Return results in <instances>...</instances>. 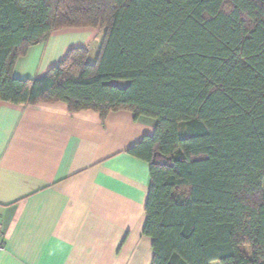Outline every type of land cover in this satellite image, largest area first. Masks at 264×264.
Segmentation results:
<instances>
[{"label": "trees", "instance_id": "obj_1", "mask_svg": "<svg viewBox=\"0 0 264 264\" xmlns=\"http://www.w3.org/2000/svg\"><path fill=\"white\" fill-rule=\"evenodd\" d=\"M85 27L104 31L94 63L75 47L14 77L30 46ZM0 101L154 119L128 149L149 164L151 264H264V0H0Z\"/></svg>", "mask_w": 264, "mask_h": 264}, {"label": "crops", "instance_id": "obj_2", "mask_svg": "<svg viewBox=\"0 0 264 264\" xmlns=\"http://www.w3.org/2000/svg\"><path fill=\"white\" fill-rule=\"evenodd\" d=\"M103 32L53 31L18 58L13 75L42 77L75 47L94 63ZM156 124L130 110L103 118L62 102L0 101V264H151L149 164L128 149Z\"/></svg>", "mask_w": 264, "mask_h": 264}, {"label": "rangeland", "instance_id": "obj_3", "mask_svg": "<svg viewBox=\"0 0 264 264\" xmlns=\"http://www.w3.org/2000/svg\"><path fill=\"white\" fill-rule=\"evenodd\" d=\"M104 33V32H103ZM101 35V34H100ZM99 35V36H100ZM101 37V36H100ZM93 53H94V49H93V51H92ZM116 83H119V84H121L122 86H125L126 84H127V82L126 81H116ZM179 131L183 134L184 133V127H183V124H179ZM244 249V251L248 254V255H250V251H249V249L247 248V247H244L243 248ZM214 264H219V262H215Z\"/></svg>", "mask_w": 264, "mask_h": 264}, {"label": "built area", "instance_id": "obj_4", "mask_svg": "<svg viewBox=\"0 0 264 264\" xmlns=\"http://www.w3.org/2000/svg\"><path fill=\"white\" fill-rule=\"evenodd\" d=\"M2 246H3V245H2V243L0 242V249H2Z\"/></svg>", "mask_w": 264, "mask_h": 264}]
</instances>
